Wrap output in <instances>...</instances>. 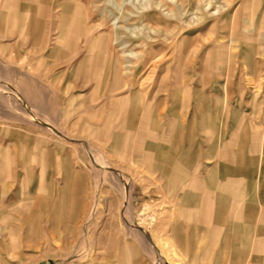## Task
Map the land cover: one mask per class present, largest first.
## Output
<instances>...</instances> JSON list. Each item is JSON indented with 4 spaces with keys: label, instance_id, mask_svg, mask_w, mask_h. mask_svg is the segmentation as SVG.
Returning <instances> with one entry per match:
<instances>
[{
    "label": "rangeland",
    "instance_id": "obj_1",
    "mask_svg": "<svg viewBox=\"0 0 264 264\" xmlns=\"http://www.w3.org/2000/svg\"><path fill=\"white\" fill-rule=\"evenodd\" d=\"M121 1L0 0V264H264L263 204L220 217L205 156L264 189V0Z\"/></svg>",
    "mask_w": 264,
    "mask_h": 264
},
{
    "label": "crops",
    "instance_id": "obj_2",
    "mask_svg": "<svg viewBox=\"0 0 264 264\" xmlns=\"http://www.w3.org/2000/svg\"><path fill=\"white\" fill-rule=\"evenodd\" d=\"M215 123L212 128H215ZM213 139L214 138L212 137V135L208 137V139H206V144L213 145L212 144L214 141ZM205 156L206 159L210 161V163L214 164V167L219 174V179H220L219 183L221 184L220 187L221 190L217 191L216 193L217 195H215L216 196L215 200L216 199L222 200L223 202L222 204L224 205L221 208H217L220 217L226 216L227 219L230 218L232 219L235 217L239 218L241 213L243 212H247L250 210L261 212L263 210L262 204L264 206V189L260 190L259 187L260 183H257L254 178L253 179L250 178V180L245 182L241 178L242 169L245 166V160L243 158L236 160L235 158L233 159L229 158L233 156L230 155L229 151L225 146L221 151H217V152L216 150H213L212 152L208 151L205 153ZM168 165H171L174 168L175 173L172 176L173 177L172 182L175 185H179V186L181 185V182H183L184 180V177L181 176V173L184 172L190 182L191 197H193L196 200V202H203L206 203V205L210 206V201L212 202L214 201L213 199L214 193L212 192V190L213 188L219 189V187H218V183H214L212 180L205 181L200 179V177H198L197 167L200 166V163H198L196 160L191 158L188 164H186V167L185 166L182 167V159L180 156L179 160L174 161L173 159L171 164L167 163V166ZM232 166H235L237 168H242L240 170L239 177L237 176V179H231L227 177L225 174L229 169V167ZM220 170L224 172V175L220 174ZM211 171L214 170L211 169ZM228 193L235 195L236 199L227 200L224 197V195ZM240 201L243 202L242 205L240 204L241 203ZM253 203H256L258 207L252 205Z\"/></svg>",
    "mask_w": 264,
    "mask_h": 264
},
{
    "label": "bare ground",
    "instance_id": "obj_3",
    "mask_svg": "<svg viewBox=\"0 0 264 264\" xmlns=\"http://www.w3.org/2000/svg\"><path fill=\"white\" fill-rule=\"evenodd\" d=\"M140 2V1H139ZM142 3V2H141ZM113 5V4H112ZM160 5V3L159 4H155V6H159ZM126 6H128V3H127V1L126 0H122L121 2H120V4H118V7H119V11L121 12H125V14H126V16H128V18H131V17H138L139 18V16H140V14L141 13H143V12H139L138 10L136 11V10H129V12H127V10L125 9L126 8ZM126 10V11H125ZM135 11V12H134ZM141 17V16H140ZM114 21H113V23H112V25H114V28H115V31H116V40L118 39L117 38V34H118V30L120 31L121 29H123V31L126 33H128L129 34V36H131V38L133 37L134 38V36H136V35H140V33L143 31V29L145 28V27H147V25H141V28H136L135 27V25H132V24H130V26L129 27H131L132 29H128V27H123V26H116L115 25V21L117 20V18H114L113 19ZM150 32V31H149ZM134 33V34H133ZM127 44V43H126ZM125 47V46H124ZM136 51V50H135ZM128 55H126L127 57H130V58H139L140 57V52H134L132 49L131 50H128ZM127 53V52H126ZM126 67H127V71H129V69H131L133 66H134V62L133 61H131V60H127L126 61ZM142 85V84H141Z\"/></svg>",
    "mask_w": 264,
    "mask_h": 264
}]
</instances>
